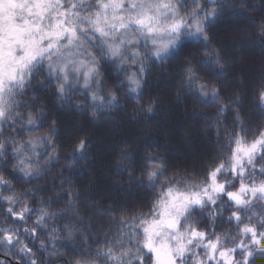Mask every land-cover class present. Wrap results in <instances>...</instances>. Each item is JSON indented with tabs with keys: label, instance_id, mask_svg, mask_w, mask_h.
Segmentation results:
<instances>
[{
	"label": "trees",
	"instance_id": "1",
	"mask_svg": "<svg viewBox=\"0 0 264 264\" xmlns=\"http://www.w3.org/2000/svg\"><path fill=\"white\" fill-rule=\"evenodd\" d=\"M106 1L63 0L76 52L57 46L0 82V239L15 237L0 264H153L145 222L163 189L233 180L237 147L259 138L238 184L264 183V0H164L182 21L164 46L133 24L117 35ZM257 196L190 207L180 226L199 235L180 262L260 236ZM261 244L248 264H264Z\"/></svg>",
	"mask_w": 264,
	"mask_h": 264
},
{
	"label": "rangeland",
	"instance_id": "2",
	"mask_svg": "<svg viewBox=\"0 0 264 264\" xmlns=\"http://www.w3.org/2000/svg\"><path fill=\"white\" fill-rule=\"evenodd\" d=\"M107 1L103 19L120 36L126 31L125 24H133L155 36L164 46L170 44L169 34H174L182 25L164 0H128L124 5L121 0ZM63 5V0H0V82L9 77L6 72L24 73L34 58L57 46L68 45L70 52H76L79 31L71 19L72 11L69 15L65 10L63 14L60 12L59 7ZM96 22L102 27L100 19L97 18ZM262 98L264 102V95ZM262 141L259 138L237 147L233 159V180L224 181L226 177L218 175L216 170L205 184L185 187L172 183L163 189L155 212L145 222V248L153 255V264H182L180 261L184 259L187 246L199 235L184 232L180 226L190 207L200 205L204 200L215 202L224 194L237 209L247 210L249 205L253 206L257 194L264 197V183L248 185L245 184L248 182L246 179V182L238 184L246 171L244 168L255 164ZM4 229L0 243L14 242L13 234L6 226L2 227ZM246 233L251 235L250 239L234 248H220L217 241L208 242L205 245V258L208 260L203 264H248L250 255L263 247L264 226L260 236L253 227H249Z\"/></svg>",
	"mask_w": 264,
	"mask_h": 264
},
{
	"label": "water",
	"instance_id": "3",
	"mask_svg": "<svg viewBox=\"0 0 264 264\" xmlns=\"http://www.w3.org/2000/svg\"><path fill=\"white\" fill-rule=\"evenodd\" d=\"M13 263H14V264H20V262H19V261H14Z\"/></svg>",
	"mask_w": 264,
	"mask_h": 264
}]
</instances>
